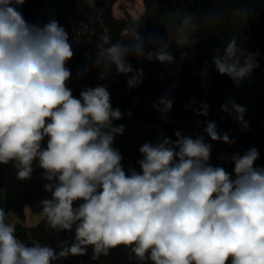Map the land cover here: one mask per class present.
Listing matches in <instances>:
<instances>
[{
    "label": "clouds",
    "instance_id": "obj_1",
    "mask_svg": "<svg viewBox=\"0 0 264 264\" xmlns=\"http://www.w3.org/2000/svg\"><path fill=\"white\" fill-rule=\"evenodd\" d=\"M25 0H0V165H11L16 179L27 181L36 168L50 197L39 201L47 226L72 234L59 250L47 244H26L0 208V264H60L70 256L91 260L111 250L128 249L131 264H264V168L255 166L259 151L222 156L232 172L209 163L212 145L174 133L145 142L141 158L125 170L115 148L123 135L119 108L113 109L105 84L86 87L73 95L68 62L74 57L69 34L58 21L43 27L28 23L17 10ZM204 19H215L211 10ZM197 24L186 11L175 44L183 49ZM138 24L127 39L115 42L100 36L99 52L89 63L100 69L99 80L128 77L129 89L144 79L137 61L174 62L170 42L157 36L146 41ZM232 39L213 57L215 70L238 87L258 67L256 56ZM83 73H78L82 77ZM173 100L161 98L154 107L166 116ZM222 111L235 114L242 129L246 108L229 99ZM196 115L207 116L201 104ZM131 113H129V116ZM204 133L214 142L234 143L220 134L214 121ZM46 141V146H45Z\"/></svg>",
    "mask_w": 264,
    "mask_h": 264
},
{
    "label": "trees",
    "instance_id": "obj_2",
    "mask_svg": "<svg viewBox=\"0 0 264 264\" xmlns=\"http://www.w3.org/2000/svg\"><path fill=\"white\" fill-rule=\"evenodd\" d=\"M115 0H93L94 6L101 9V17L108 28V35L115 42L120 39L123 29H131L138 24L140 35L147 41L151 36H157L165 42H170L169 51L175 55L184 51L175 44L178 26L186 11L194 14L197 24L191 39L197 43L185 50L189 52L184 58L182 79L179 88L174 94L173 107L162 121L163 126L175 127L169 132V138L175 141L174 133L182 130L177 126L181 117L188 115L189 108L184 103L200 91L194 81L195 69L204 59L211 61V88L207 100L208 115L202 116L203 122L214 121L220 134L227 133L234 141L231 145L223 142L211 141L205 135V142L212 145L209 163L213 166L225 167L232 172L233 165L221 160L222 156H231L237 152L243 154L255 147L259 151V159L255 166L264 168V124L260 122V115H264V0H142L144 10L137 19L127 16L125 19H116L111 14V5ZM135 5V0H130ZM137 2V1H136ZM25 20L30 24L43 27L50 20H56L68 31L70 21L79 19L90 20L93 16V7L88 6L84 0H25L22 5L16 6ZM215 19H204L209 11ZM236 39L238 45L245 50L258 53L256 67L251 75L238 87L228 76H221L214 67L213 57L217 52L232 40ZM98 38L93 36L91 42L83 46H73L74 57L67 67L72 72L68 87L73 95L79 98V93L86 87H95L105 84L110 92L113 109L119 108L123 114L122 119L113 121L114 126L124 125L123 135L116 136L114 147L118 148L123 156L122 164L127 170L130 166L139 171L136 161L141 158L138 149L145 142L155 143L152 132H148L142 121L148 123L155 121L154 104L163 98L162 78L170 76V66L158 61L140 60L129 57L132 66L142 69L144 79L139 87L129 89L128 77L116 75L115 72L106 81H100V69L91 65L99 52ZM83 73L78 77V73ZM233 100L246 108L245 121L249 129H242L235 114H227L221 106L227 100ZM129 113L131 115L129 116ZM139 122L136 126L135 123ZM238 127V129H236ZM196 138V137H195ZM46 146V141H45ZM243 146V149H240ZM223 150L228 155L223 154ZM45 181L41 178V170L36 168L32 178L27 181L16 179L15 170L11 165H0V189L4 193L5 211L21 215L22 206L27 204L35 211H42L40 200L50 197L44 191ZM17 236L26 244H47L59 250L60 242L64 239L71 241L72 234L53 230L47 226L46 218L34 226L23 227L14 225ZM128 249L120 246L111 250L108 256H101L98 260H91L92 248L89 247L87 256H70L60 264H131L128 261Z\"/></svg>",
    "mask_w": 264,
    "mask_h": 264
},
{
    "label": "built area",
    "instance_id": "obj_3",
    "mask_svg": "<svg viewBox=\"0 0 264 264\" xmlns=\"http://www.w3.org/2000/svg\"><path fill=\"white\" fill-rule=\"evenodd\" d=\"M88 6L93 7V16L90 20L79 19L76 21H70V26L68 29V34L72 46H83L91 42L93 36L96 35L98 38V45L100 44V36L103 34L108 35V28L104 23V19L101 17V9L98 6H94L93 0H84ZM182 51H178L175 55V61L170 66L171 72L170 76L164 78V76L159 75L162 80L166 81V85L162 87L163 98H174V94L180 86L183 72V62L184 59H181ZM211 61L204 59L200 62V65L195 69L194 72V81L196 86L200 91V95L195 96L194 98L185 101L184 103L189 108V113L185 117H181L178 120L177 126L182 128L181 133L185 136L192 138L198 137L199 135H206L204 133V128L206 125L203 122L202 116L196 115V110L199 109L200 105L207 104L208 96L211 88ZM106 81V80H100ZM167 117L162 118L161 113L155 112V121L148 123L146 120L142 121L141 125L148 131L152 132L155 137V141L160 138V134L163 133L165 137H169V132L173 131L175 127L163 126L162 121ZM260 122L264 124V115H260ZM136 126L139 125V122L135 123ZM238 129V127L236 128ZM240 149H243V146H240ZM225 155H228L226 150L222 152Z\"/></svg>",
    "mask_w": 264,
    "mask_h": 264
},
{
    "label": "rangeland",
    "instance_id": "obj_4",
    "mask_svg": "<svg viewBox=\"0 0 264 264\" xmlns=\"http://www.w3.org/2000/svg\"><path fill=\"white\" fill-rule=\"evenodd\" d=\"M135 0V5L138 3V1ZM127 5H131L130 0H125ZM166 81H162L163 87L166 85ZM22 213L21 215L14 214L10 211L7 212L9 222L12 224H21L23 227H31L36 225L43 217L42 211H35L31 209L27 204H24L22 206ZM0 208L5 209V202H4V193L0 189Z\"/></svg>",
    "mask_w": 264,
    "mask_h": 264
},
{
    "label": "crops",
    "instance_id": "obj_5",
    "mask_svg": "<svg viewBox=\"0 0 264 264\" xmlns=\"http://www.w3.org/2000/svg\"><path fill=\"white\" fill-rule=\"evenodd\" d=\"M136 5H127L125 0H115L111 5V14L116 19H125L127 16L137 19L144 10L142 0H137ZM131 35L129 29L120 32V39H127Z\"/></svg>",
    "mask_w": 264,
    "mask_h": 264
}]
</instances>
